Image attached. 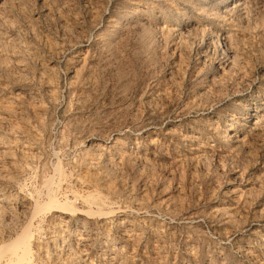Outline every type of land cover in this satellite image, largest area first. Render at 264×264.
<instances>
[{"label": "rangeland", "instance_id": "374dc122", "mask_svg": "<svg viewBox=\"0 0 264 264\" xmlns=\"http://www.w3.org/2000/svg\"><path fill=\"white\" fill-rule=\"evenodd\" d=\"M0 127L34 264H264V0H0Z\"/></svg>", "mask_w": 264, "mask_h": 264}, {"label": "bare ground", "instance_id": "6f19581e", "mask_svg": "<svg viewBox=\"0 0 264 264\" xmlns=\"http://www.w3.org/2000/svg\"><path fill=\"white\" fill-rule=\"evenodd\" d=\"M229 40L230 39H228V41ZM55 170L57 171L58 174L61 173L59 166L58 167L56 166ZM50 179L53 180L52 178H50ZM51 183H52V181H51ZM54 184H52V185L54 186ZM56 184H57V182H56ZM47 186H48V184H47ZM50 187L48 186V188L46 189V192H47V195L45 194L46 200L43 203H40V202L35 203L34 202L35 203V211L41 212V210L45 211L46 209L49 210L52 208V209H54L55 212H58V214H60V215L66 214L67 211L71 210V208H70L71 206L69 204L68 198L65 197V200H63V202H59V200L57 201L55 196H54V193L52 192L53 190L51 191L49 189ZM48 189H49V191H48ZM56 189H57V187H56ZM55 192H57V190ZM39 199L40 198H38V200ZM30 228L31 227H28L26 225V227H24L13 238L0 242V264H34V262H33L34 260H32L33 250H34L33 249V243H32L33 234L31 232Z\"/></svg>", "mask_w": 264, "mask_h": 264}]
</instances>
